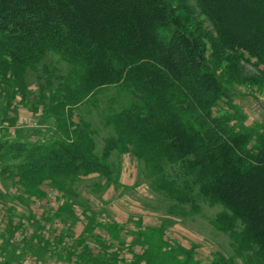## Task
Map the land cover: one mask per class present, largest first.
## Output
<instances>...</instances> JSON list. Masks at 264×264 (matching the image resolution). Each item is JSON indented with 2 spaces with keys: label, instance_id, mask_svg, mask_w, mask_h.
<instances>
[{
  "label": "trees",
  "instance_id": "1",
  "mask_svg": "<svg viewBox=\"0 0 264 264\" xmlns=\"http://www.w3.org/2000/svg\"><path fill=\"white\" fill-rule=\"evenodd\" d=\"M190 1L0 0V70L24 71L55 51L80 66L70 102L107 86L130 87L136 101L117 116L119 137L110 147L138 150L152 168L169 158L197 176L203 194L244 221L241 241L264 264V123L247 124L231 100L238 78H225L206 55L211 46L243 56L264 85V26L255 34L230 29L221 12L229 0H194L216 32L188 26ZM226 99L229 109H215ZM91 144L87 132L45 144L0 142V167L23 187L52 181L74 198L86 177H110ZM12 156L21 161L9 163ZM210 264L234 262L223 255Z\"/></svg>",
  "mask_w": 264,
  "mask_h": 264
},
{
  "label": "rangeland",
  "instance_id": "2",
  "mask_svg": "<svg viewBox=\"0 0 264 264\" xmlns=\"http://www.w3.org/2000/svg\"><path fill=\"white\" fill-rule=\"evenodd\" d=\"M228 3L221 12L230 29L255 34L264 26V0ZM189 6L188 26L200 22L216 32L194 0ZM206 55L225 78H238L231 100L247 124L264 123V85L254 81L255 67L211 46ZM80 73L79 64L55 51L24 71L0 70V142L45 144L87 132L92 154L110 171L86 177L72 198L52 181L23 187L0 167V264H210L223 255L234 264H259L255 246L241 241L244 221L203 194L197 176L184 175L169 158L152 168L138 150L110 147L119 137L117 116L136 95L113 85L70 102ZM215 109H229L228 100Z\"/></svg>",
  "mask_w": 264,
  "mask_h": 264
}]
</instances>
